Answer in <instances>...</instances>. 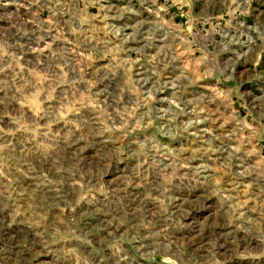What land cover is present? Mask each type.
Here are the masks:
<instances>
[{"label": "rangeland", "instance_id": "rangeland-1", "mask_svg": "<svg viewBox=\"0 0 264 264\" xmlns=\"http://www.w3.org/2000/svg\"><path fill=\"white\" fill-rule=\"evenodd\" d=\"M126 1L0 0V264H264V0Z\"/></svg>", "mask_w": 264, "mask_h": 264}, {"label": "bare ground", "instance_id": "bare-ground-1", "mask_svg": "<svg viewBox=\"0 0 264 264\" xmlns=\"http://www.w3.org/2000/svg\"><path fill=\"white\" fill-rule=\"evenodd\" d=\"M129 21H131V20H129ZM126 22H127V21H126ZM129 23H130V22H129ZM34 29H35V28H34ZM142 32H143V31H142ZM137 42H139V41H137ZM128 43H129V42H128ZM139 43H140V42H139ZM133 44H134V42H133ZM144 44H145V43H144ZM125 45H126V44H125ZM145 45H146V44H145ZM142 46H144V45L142 44ZM132 47H133V46H132ZM134 48H136V46H135ZM137 48H138V47H137ZM142 48H143V47H142ZM132 49H133V48H131V50H132ZM136 50H137V49H136ZM142 50H143V49H142ZM142 50H141V51H142ZM139 51H140V50H139ZM145 66H146V65H145ZM139 67H140V66H139ZM135 68H136V67H135ZM135 68H134V69H135ZM141 69H142V68H141ZM134 71H135V70H134ZM137 72H138V71H137ZM143 72H144V71H143ZM143 72H142V73H143ZM147 72H148V71H147ZM135 73H136V72H135ZM142 73H141V74H142ZM137 74H139V73H137ZM143 74H144V73H143ZM143 74H142V75H143ZM145 76H146V74H145ZM145 76H144V77H145ZM147 77H148V76H147ZM148 78H149V77H148ZM141 79H142V78H141ZM143 79H144V78H143ZM149 79H150V78H149ZM139 80H140V78H139ZM144 81H145L146 85H148V84H150V83H153V82L148 81V80H146V79H144ZM145 83H144V84H145ZM138 84H139V83H138ZM144 84H142V85H144ZM148 87H149V86H148ZM142 88H143V87H142ZM144 89H145V88H144ZM147 89H148V88H147ZM150 89H151V88H150ZM147 93H148V92H147ZM145 94H146V93H145ZM161 94H162V93H161ZM154 99H155V97H154ZM158 99H159V98H158ZM164 99H165V98H164ZM164 99H159V100L161 101V103H164V102L162 101V100H164ZM156 102H157V99H156ZM166 102H167V101H166ZM172 105H173V104H172ZM160 106H161V105H160ZM160 106H159V107H160ZM159 110H160V109H157V111H159ZM164 110H165V109H164ZM168 110H169V109H168ZM157 111H156V112H157ZM160 111H161V110H160ZM165 112H167V111H165ZM163 114H164V113H163ZM160 115H161V114H160ZM168 116H169V115H168ZM161 118H162V117H161ZM162 120H165V119H162ZM160 121H161V119H160ZM164 123H165V122H164ZM222 126H223V125H222ZM190 168H191V167H190ZM197 168H199V167H197ZM197 168H196V170L198 171ZM203 168H204V167H203ZM199 172H202V170L198 171V173H199ZM205 172H206V171H205ZM201 174H203V173H201ZM180 198H181V197H180ZM177 199H178V198H177ZM175 202H176V201H175ZM175 205H176V204H175Z\"/></svg>", "mask_w": 264, "mask_h": 264}, {"label": "built area", "instance_id": "built-area-1", "mask_svg": "<svg viewBox=\"0 0 264 264\" xmlns=\"http://www.w3.org/2000/svg\"><path fill=\"white\" fill-rule=\"evenodd\" d=\"M100 2H105V0H99ZM120 1H124V0H120ZM137 2V3H141V2H147V0H127L126 2ZM156 3H158L159 2V0H154ZM167 1H169V0H161V3H160V5H161V7L163 6L164 7V5L165 4H168V3H166ZM4 2H5V4H7V5H13L14 4V0H4ZM176 16V15H175ZM140 49H142V48H140ZM154 50V49H153Z\"/></svg>", "mask_w": 264, "mask_h": 264}]
</instances>
